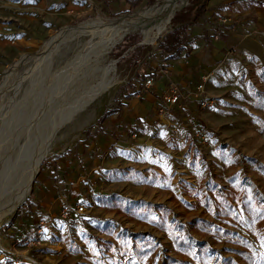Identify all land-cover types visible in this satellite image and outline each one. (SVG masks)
Wrapping results in <instances>:
<instances>
[{
    "label": "rangeland",
    "instance_id": "rangeland-1",
    "mask_svg": "<svg viewBox=\"0 0 264 264\" xmlns=\"http://www.w3.org/2000/svg\"><path fill=\"white\" fill-rule=\"evenodd\" d=\"M161 1H142L129 10L122 0H0V182L8 187L14 181L36 133L75 100L42 157L54 165L52 176L45 180L38 166L19 206L12 207L14 198L0 205V264H226L227 258L264 264V0L202 13L190 27L192 44L208 40L196 66L205 76L201 95L210 106L200 108L171 73L175 80L168 78L164 89L178 88L179 106L158 114L155 102L151 122H135L133 137L125 133L122 142L110 140L103 149L96 144L114 131V122L103 118L97 124L100 115L122 103L136 75L165 71L171 59L183 56L177 51L164 58L155 46L189 14V1L151 39L103 24L63 45L44 67L37 60L43 43L60 31L91 20L124 19ZM224 29L219 49L212 37ZM130 34L139 40H123ZM107 39L113 45L101 55ZM184 48L188 54L189 44ZM100 67L107 68V82L94 87ZM63 180L62 194L67 200L77 196L84 211L62 220L58 205L45 211L32 197L51 200L50 186ZM27 198L29 204L20 206ZM40 219L45 224L35 236ZM28 233L31 243L23 239ZM173 235L188 239V248L175 244ZM198 244L204 248L197 250Z\"/></svg>",
    "mask_w": 264,
    "mask_h": 264
},
{
    "label": "bare ground",
    "instance_id": "bare-ground-1",
    "mask_svg": "<svg viewBox=\"0 0 264 264\" xmlns=\"http://www.w3.org/2000/svg\"><path fill=\"white\" fill-rule=\"evenodd\" d=\"M183 3H184V0H162L159 4L156 3L154 6H149V7L143 8L141 10H137L131 16H128L124 19L123 18L122 19L106 18L103 20H101V19L91 20V21H87V22H85V23H83L77 27L73 26V28H69V29L60 31V32L56 33L52 39L43 43L42 47L39 49L37 60L44 67L45 65H47L49 60H52V58L55 55H57L58 51L63 47V45L70 43V42H74L76 40H79L82 37L90 36L94 30H97L100 27V25H103V24L112 25L114 27L113 32L142 31V34L144 35L145 40L151 39L154 31L161 33L162 28L171 20V17L174 14V12L176 10H178L179 7ZM152 42H153V40H152ZM103 44H104V47H103L104 51L101 53V55L108 53V51L110 50V47L113 45V42L110 39H107L106 41L103 42ZM19 64H20V62L15 63L14 65L12 64V66H10L8 68V70L4 73V77H7L8 72L10 70H12V72H13V70ZM106 69H104L103 67L99 68L97 74L95 75V78L97 80H96V85H94V87L95 86L101 87L103 85V83L107 82L108 75H107ZM89 83H86L85 85H88ZM1 86L2 85L0 84V87ZM86 88H88V87L86 86ZM90 88H92V87H90ZM88 93H90V90H88L83 96L79 97L78 100L76 99L77 100L76 102H79L80 100L84 99L88 95ZM74 102H75V100L72 103L68 104L63 109V112L59 116V118L58 117L52 118L47 123L46 127H44V129L40 133H36L34 140H33L34 143L31 145L29 152H27V154L29 153V156H27L28 157L27 162L25 161L26 164L24 165L22 170L19 173H17L18 175L16 173H14V174H16V178L14 179L13 182L8 184L9 188L4 185V184H6V182H0V205H2L7 200H9V199L11 200L12 198H14V204L13 205L11 204V205H12V207L17 208V206L26 197V195L28 194V192L31 189L32 181H33L34 177L37 175L39 162L42 159L44 152H46L47 147L50 145L49 143L51 141L50 139H51V135H52L53 131L59 126V123L63 118L65 119V117H67L69 114H71L73 112L71 107L73 106L72 104ZM86 124H87V122H84L80 126L79 129H81ZM8 157H10V155ZM15 158H16V156H15ZM23 158L24 157H22V159ZM19 159L21 161V158H19ZM3 160H4V158H3ZM16 160H17V158H16ZM4 162H5V160H4ZM4 162H3V164H4ZM6 162H7V160H6ZM16 163H18V162H16ZM2 168L4 169L5 166ZM3 169L1 171H3ZM15 169H16V167H15ZM19 169H20V166H19ZM8 170H10V168ZM17 170H18V168H17ZM12 171H13V169H12ZM1 221L2 220H0V224H1Z\"/></svg>",
    "mask_w": 264,
    "mask_h": 264
},
{
    "label": "crops",
    "instance_id": "crops-1",
    "mask_svg": "<svg viewBox=\"0 0 264 264\" xmlns=\"http://www.w3.org/2000/svg\"><path fill=\"white\" fill-rule=\"evenodd\" d=\"M244 0H205L204 2V16L207 17L211 13H216L218 8L224 7L227 9V5L235 6L236 3L243 2ZM235 7H232L231 10L234 11ZM227 14H231L230 11H227ZM235 13H232L234 15ZM213 18L218 21L220 20L219 16L216 14L213 16ZM224 19V18H223ZM229 18H227L228 20ZM225 20V19H224ZM196 24V23H195ZM195 24L193 26H195ZM226 27V25H222ZM191 27V26H190ZM225 30V29H224ZM222 31L220 34L218 33L214 40L215 43L218 44L216 48H221L223 46V37L225 36V31ZM228 31V30H227ZM193 35H190V28H189V38L186 41L185 45L189 44L190 46V52L188 54L184 53V47L179 50L183 51V56L179 58H174L170 60L169 65H167L164 69L165 71L161 70V68L157 67L158 74L160 75L159 78L152 81V85L149 87H144V90H141L135 94H131L130 97L128 96L131 92V89L128 92V95H124V99L121 100V104L118 107V110L114 113L107 114L104 119H108L110 122L113 121L112 127L114 131L108 132L104 134L105 136L102 137L103 143H97L96 149L100 147L103 149V146L105 143L110 142V140L113 142H122L123 138H125V133L130 137L134 136V125L135 122H140V124H148L153 120V108L156 103L161 102L162 96L165 93L164 89V82H167L166 80L169 78L170 80L174 81V77L172 74L174 73L177 77V79H180L181 86L185 91L188 93L194 90V87L202 81V75L200 74L201 70H198V67L196 66V62H198V59L204 56L205 54V47L209 46L207 45V39H204V37H200L197 42L194 44L191 43V37ZM213 36V35H212ZM211 39V38H210ZM211 43V42H210ZM184 45V46H185ZM215 52H217V49H214ZM208 53H206V56ZM171 58V57H170ZM164 67V66H163ZM170 73V76L167 75ZM172 73V74H171ZM193 83H196L193 86ZM154 87L155 89H153ZM182 87H180L182 89ZM133 97V98H132ZM132 98V99H131ZM192 100V99H191ZM160 101V102H159ZM108 117V118H107ZM102 119V120H104ZM104 132L105 127L102 129ZM117 130V131H116ZM110 135V136H108ZM101 139V138H100ZM99 140V142H102ZM100 144V145H99ZM94 150V148L92 149ZM85 160H88V158H85ZM89 161V160H88ZM58 169L64 167V165H55ZM54 165L52 162H47L43 164L40 168V172L42 171L43 176H45V180H47L50 175L49 170H53ZM70 174H74V169L72 167ZM86 170V169H85ZM53 173V172H52ZM48 184V181H46ZM65 184V180L57 182L56 186H50V191L52 194H55L52 198L51 193H45V197L52 198L49 201H40L39 197L37 195L32 197V203L37 206L38 208H42L45 211H49L52 204L55 203V207L60 208L64 203H73L74 200L78 201L77 196H72L67 200L66 195H63L61 192L60 186H63Z\"/></svg>",
    "mask_w": 264,
    "mask_h": 264
},
{
    "label": "trees",
    "instance_id": "trees-1",
    "mask_svg": "<svg viewBox=\"0 0 264 264\" xmlns=\"http://www.w3.org/2000/svg\"><path fill=\"white\" fill-rule=\"evenodd\" d=\"M122 1L127 5V8L130 10L138 6L142 1H146V3L150 4L155 0H122ZM188 1H189V5L186 9V12L188 11L189 14H187L186 17L177 21L179 25L172 26L170 30L166 31L160 38L157 39L155 50L164 58H169L171 55H173L174 53H176L177 51L181 50L184 47L186 41L189 38L190 26H193L196 23L198 17L204 11L205 0H188ZM172 18H173L172 19L173 22L176 21L177 19L176 15H174ZM136 36H137L136 34H130V35L125 36L123 40L132 38L130 40V43L134 44L135 42L139 40L138 37ZM161 65L163 66V64ZM157 71L158 69L155 68L151 72L149 71L141 75L139 74L136 75L135 76L136 85H134L133 83H128V88L129 90L131 89V92L129 95L135 94L141 90H144L143 81L145 77L150 76L154 80L159 78L160 75L158 74ZM152 88L155 89L154 87ZM118 107H119V104L117 106H114L110 109L105 110L100 115V117L97 119L96 123L99 124V122H101L102 119L107 114L116 112L118 110ZM44 163H45V159H43L42 162L40 163L39 171H40L41 166ZM27 200L28 198L20 206H27L29 204ZM172 239L175 242V244H177L178 246L185 245L188 248L187 245H189L190 243L188 239H181L177 235H173ZM197 246H198L197 250H201V247L204 248L203 245L201 244H198ZM224 262L226 264H233L229 258L225 259Z\"/></svg>",
    "mask_w": 264,
    "mask_h": 264
},
{
    "label": "built area",
    "instance_id": "built-area-1",
    "mask_svg": "<svg viewBox=\"0 0 264 264\" xmlns=\"http://www.w3.org/2000/svg\"><path fill=\"white\" fill-rule=\"evenodd\" d=\"M204 81H205V76H203L202 81L194 87V90L189 92V96L191 98L197 99V103L200 108L210 106L212 103L210 99H207V97L201 95ZM151 85H152L151 77H145L143 81V86L149 87ZM179 104H180V92L175 85L171 84L165 90V93L162 96V100L159 106L157 107L158 114H164L170 107L179 106ZM83 211H84V206L81 203H79V201L74 200L73 203L71 204L64 203L62 206H60V208L58 209V217L62 220L68 219L71 213L79 215ZM44 224L45 222L43 219H40L38 221L37 226L33 229L34 235L36 234L35 236H37V233L41 231V228L44 226ZM30 238H34V236H31L30 233L23 235V239L28 240L29 243H31Z\"/></svg>",
    "mask_w": 264,
    "mask_h": 264
},
{
    "label": "water",
    "instance_id": "water-1",
    "mask_svg": "<svg viewBox=\"0 0 264 264\" xmlns=\"http://www.w3.org/2000/svg\"><path fill=\"white\" fill-rule=\"evenodd\" d=\"M168 30H170V29H168ZM168 30H166V31H168ZM166 31H165V32H166ZM162 35H163V34H162ZM162 35H161V36H162ZM42 159H43V158H42ZM42 159L40 160V162H39V165H40V163H41ZM37 172H38V171H37ZM18 206H19V205H18ZM18 206H17V207H18Z\"/></svg>",
    "mask_w": 264,
    "mask_h": 264
}]
</instances>
